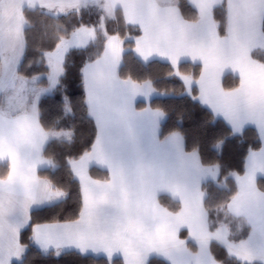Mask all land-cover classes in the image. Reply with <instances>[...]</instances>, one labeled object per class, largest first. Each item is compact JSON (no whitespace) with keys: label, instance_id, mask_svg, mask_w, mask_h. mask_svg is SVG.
<instances>
[{"label":"snow or ice","instance_id":"6c2138e0","mask_svg":"<svg viewBox=\"0 0 264 264\" xmlns=\"http://www.w3.org/2000/svg\"><path fill=\"white\" fill-rule=\"evenodd\" d=\"M0 0V264H23L30 244L59 257L65 249L103 254L107 264H264V0ZM96 9V23L69 29L60 17ZM41 18V43L33 45L32 17ZM123 31H109V21ZM94 49L79 67L80 98L67 94L64 80L76 50ZM145 63L169 64L194 101L221 117L229 136L256 130L242 170H230L234 188L214 211L204 204L201 181L216 180L219 163L205 165L198 146L173 129L163 139L167 113L150 103V79L121 77L127 50ZM29 54L32 59L29 60ZM34 64L43 71H31ZM59 93L61 115L47 121L42 98ZM93 125L92 140L76 144L75 104ZM150 116L148 123L144 117ZM224 140L216 142L220 149ZM52 145L67 150L63 164L78 184L74 216L34 219L58 212L71 191L42 175L61 161ZM103 171L93 176L92 169ZM176 201L171 208L163 195ZM236 228L233 230L232 224ZM29 230L25 233L24 230ZM120 257L119 261L115 258Z\"/></svg>","mask_w":264,"mask_h":264},{"label":"trees","instance_id":"16d2710c","mask_svg":"<svg viewBox=\"0 0 264 264\" xmlns=\"http://www.w3.org/2000/svg\"><path fill=\"white\" fill-rule=\"evenodd\" d=\"M183 9L186 13H191L193 9L187 3V0H181ZM95 10H85L81 17L65 18L60 17L61 23L66 27H71L79 22L96 23L98 20V12ZM36 27L30 29V40L35 46L41 43V35L39 27L42 23L41 18L37 15L32 17ZM109 31H123V21L119 22L109 21L107 24ZM94 49L76 50L71 56L68 65V73L64 80L67 94L74 97L76 100L80 98L81 86L79 80V67L92 54ZM33 57L29 54L28 59ZM169 64L152 61L143 62L130 49L123 54V60L119 65V75L121 77L131 76L134 80L150 79L156 92L163 94L153 98L149 103L153 108L159 107L167 113L166 119L162 124L163 131L160 138L173 129L182 131L186 136V141L189 149L192 146L199 147L200 157L205 165L219 163L221 172L216 182L208 181L203 184L202 189L206 193L205 206L210 209V215L216 219L215 207L220 204L230 194L229 189L234 188V182L231 176L227 178L228 188L222 187L225 182V175L232 169L237 171L242 170V164L247 152L249 144L253 147L258 146L256 139V130L253 128L245 129L244 137L229 136L227 124L219 118H215L214 122L209 123L212 119L210 111L194 101L191 96L186 94L183 83L175 77L167 75L169 71ZM43 66L34 64L31 71L34 73L42 72ZM59 93L50 94L42 98V111L45 113L47 121H52L61 115L58 101ZM146 103L139 102L137 107H142ZM75 116L64 117L62 124L75 125L76 128V144L77 147H82L89 143L93 138V125L84 117L85 109L83 105L77 103L74 105ZM224 140L220 149H217L216 142ZM50 153H55L57 158L61 161V167L56 170L41 169V174L50 175L54 180L62 184L71 191V196L67 204L58 212H46L40 216L35 217L36 222H47L54 218H68L74 216L79 207V194L77 182L69 176L66 165L63 160L67 155V150H61L57 145H52ZM4 164L0 163V170H3ZM93 176L101 177L104 175L103 171L93 167ZM264 182V179H262ZM163 204L175 208L176 201H173L168 196H162ZM233 230L236 228L235 222L232 224ZM29 233V230H24ZM220 258L224 264H235V261L228 258L226 254L220 253ZM119 261L120 259H115ZM23 264H107L105 257L83 255L74 251L64 252L59 257L55 256L53 252L43 253L34 244H30L26 255L23 258ZM152 264H167V262L153 258Z\"/></svg>","mask_w":264,"mask_h":264},{"label":"crops","instance_id":"0c3cea01","mask_svg":"<svg viewBox=\"0 0 264 264\" xmlns=\"http://www.w3.org/2000/svg\"><path fill=\"white\" fill-rule=\"evenodd\" d=\"M94 9V8H93ZM89 10H91V9H89ZM140 58V57H139ZM141 59V58H140ZM142 60V59H141ZM143 61V60H142ZM152 61H160V62H163V63H166V64H168L166 61H163V60H160V59H158V58H152L151 60H149L148 62H152ZM144 62V61H143ZM186 94H187V92H186ZM188 95V94H187ZM159 96H163V94H160V93H158V92H154L150 97H148L147 99H145V97H143V96H137L136 97V105L139 103V102H144V103H149L153 98H156V97H159ZM203 106V105H202ZM203 107H205V106H203ZM206 108V107H205ZM207 109V108H206ZM209 110V109H208ZM210 111V110H209ZM217 118H219V119H221L222 121H224L221 117H217ZM150 120V116H148V115H146L145 117H144V119H143V122L144 123H148V121ZM164 121H165V119H163L162 121H161V124H163L164 123ZM225 122V121H224ZM226 123V122H225ZM228 126V125H227ZM247 128H253V129H255L253 126H247L246 127V129ZM0 163H3V162H0ZM218 178H219V176L217 177V179L216 180H213L210 176L209 177H206L205 179H203L202 181H201V188H202V186H203V184L204 183H206V182H208V181H212V182H216L217 180H218ZM262 179H264V178H262ZM203 190V189H202ZM164 196H167L166 194L164 195ZM169 197V196H168ZM170 198V197H169ZM205 199H206V195H205V197H204V202H205ZM36 246V245H35ZM39 250H41L38 246H36ZM42 251V250H41ZM70 251H74V252H77V253H80L78 250H76V249H65L64 251H63V253L64 252H70ZM43 252V251H42ZM50 252H52L51 250L48 252V253H50ZM44 253V252H43ZM81 254V253H80ZM83 255H93V256H100V257H105L103 254H94V253H91V252H89V253H86V254H83ZM153 258H155V257H153ZM115 259H120V257H116ZM161 260H163V259H161ZM163 261H165V260H163ZM165 262H167V261H165Z\"/></svg>","mask_w":264,"mask_h":264},{"label":"rangeland","instance_id":"374dc122","mask_svg":"<svg viewBox=\"0 0 264 264\" xmlns=\"http://www.w3.org/2000/svg\"><path fill=\"white\" fill-rule=\"evenodd\" d=\"M92 10H95V11H92V12H96L97 11L96 9H92Z\"/></svg>","mask_w":264,"mask_h":264}]
</instances>
